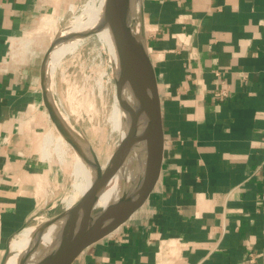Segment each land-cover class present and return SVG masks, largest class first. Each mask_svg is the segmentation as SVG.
Returning <instances> with one entry per match:
<instances>
[{"label":"crops","instance_id":"crops-1","mask_svg":"<svg viewBox=\"0 0 264 264\" xmlns=\"http://www.w3.org/2000/svg\"><path fill=\"white\" fill-rule=\"evenodd\" d=\"M67 1L0 0V264L67 173L40 80L41 23ZM140 7L166 133L160 174L69 264H264V0Z\"/></svg>","mask_w":264,"mask_h":264},{"label":"rangeland","instance_id":"rangeland-1","mask_svg":"<svg viewBox=\"0 0 264 264\" xmlns=\"http://www.w3.org/2000/svg\"><path fill=\"white\" fill-rule=\"evenodd\" d=\"M94 1L95 0H68L62 12L59 13V15L54 14L51 17L49 24L45 25L42 23L41 29L45 34V42L42 46V51L48 49L61 32L65 31L66 33L76 18L85 16V9L92 7ZM88 29L89 31H87L81 39L69 45L59 57L57 61L58 65L56 64L53 69V93L52 96H50L52 108L55 113L57 111L60 115H65L73 128L85 139L98 165L96 171L97 175L98 172L103 174L106 171H111L110 168H112L113 173L116 172L117 167L119 168V166L123 165L122 163L126 160L129 161L127 167L131 171L136 172L142 164L143 157L142 150L136 152L133 143L145 138L148 143V135L145 133L136 134L137 128H135L128 140L123 138L124 135L120 127L124 124L122 112L124 110L123 108H126V105L124 106V99L117 90L116 81L119 84V80L117 76L116 78L113 76L108 65L109 63L101 51L95 35L90 28ZM125 32L126 36L131 35L129 29H126ZM67 35H70V33ZM44 55H47V50L44 52ZM115 104L119 107L114 106ZM114 107H117L119 114H121L118 117V122H120L121 125H118V122L116 123L117 125H115V121L112 117ZM66 145L68 146L66 151L67 173L61 185L62 187L58 192V197L53 200L52 204L55 206L47 213H36L26 227V231L36 230L61 214H64L66 211H69L70 218L63 226V228H65L69 225L71 220L73 221L76 215L75 213L79 211L80 206L78 204L89 191L82 194V190L84 186H86V183L83 178L74 171L76 151L74 148H70L71 144L69 142H66ZM138 162L141 164L139 165ZM131 183L133 186L131 187L130 193L137 185V178L135 180L126 181L123 188L131 186ZM96 200L88 210L83 225L89 215L96 216V224L100 223L103 225L109 220L113 212L119 208V205L122 204L121 199H119V201L115 200L116 202L112 205V209L109 210L108 208H104L102 204H97L98 202ZM79 228L80 225L75 228L70 224L67 231L65 229L64 234L67 236L74 233L76 234ZM20 236L21 235L16 237L12 243L19 240ZM12 243L8 253L13 247ZM24 248H27L26 244ZM3 264H5V259ZM16 264H21V260L17 261Z\"/></svg>","mask_w":264,"mask_h":264},{"label":"bare ground","instance_id":"bare-ground-1","mask_svg":"<svg viewBox=\"0 0 264 264\" xmlns=\"http://www.w3.org/2000/svg\"><path fill=\"white\" fill-rule=\"evenodd\" d=\"M99 1L100 0H95L92 7L85 9L84 14L85 16H88H83L75 19L73 24H71L72 26L69 27L70 29L66 31V33H70V35H67L65 31L62 30L63 32L58 35L57 39L54 40L53 44L51 45V49H49L48 55L44 57V62L42 65V74L45 80V89L47 90L49 96H52L53 93V69L56 64L58 65L57 61L59 57L69 47L71 43L73 44L74 41L76 42L77 40L81 39V37H83L84 34L89 31L88 28L92 30V28H99V26L101 25ZM118 8L121 13V19L123 20L121 25L117 26V29H114L113 27H109V29L106 28V30L109 31L110 39L115 49L121 51L134 64H136L137 66L139 65V71H141V69H145L154 77L153 67L148 58L146 46L144 44L142 35V13L140 7V0H121ZM126 29H129L131 31V35L126 36ZM107 31L103 30L100 32V34L103 35L105 38H108L109 35ZM116 76L119 80V84L116 81L117 90L120 96H122V98L124 99V106L126 105V108L124 107L123 109L125 111L123 110L122 112V120H124L125 125H121L120 122H118V117L121 115L117 110V107L119 106H117L116 104L114 105L117 106L114 107L112 115L115 121V125H117V122L118 125H121L120 128L122 134L124 135L123 138L126 140L129 139L131 134L134 132L133 129L135 128H137L136 134L145 133L149 136V119L145 104L142 103V100H140L139 96L132 90L131 85H129V83L126 81V77L121 74L118 68L116 69ZM58 114L59 113H57V115ZM58 118L62 129H64L65 131L63 137L64 139L62 137L60 139L62 146L66 145V142H68L67 140H69L71 141V143H73V146L76 149L75 168H73L76 174L80 175L86 183V186H84L82 190V194H85L91 187L96 185L98 181V175L96 173L98 165L95 161V157L91 148L89 147L85 139L69 123L67 117L65 115L62 116L59 114ZM48 129H50V127ZM65 137L67 138V140ZM147 145L148 143L146 138L137 140L133 143L134 150L136 152L138 150H142L141 152L143 157L142 164L140 163V165L138 162L140 167L136 172L131 171L127 167L129 165L128 160L124 161L123 163L121 162L123 165L119 166V168L117 167V171L114 173L112 171V168H110L111 171H103V182L100 186L98 199L96 200L98 202L97 204H102L104 208H108L110 210L112 209V205L117 200L119 201V199H121L123 203V201L130 194L131 187L133 186L134 181L132 182L133 184L131 183V186L123 188L126 181L135 180L136 178L138 180L142 176V181L144 182V167L146 160ZM60 150L61 149H59V151ZM115 211L110 216L109 220L114 217ZM69 218V211H66L64 214H61L57 218L53 219L52 221H49L47 224L41 226L40 228H37L36 230H23V232H21L20 234L21 236L19 237V240L12 243L13 247L5 258V264H16L17 261L20 260L21 264H42L46 256L50 254H55L59 249H61L65 244H67L71 238L75 236V233L71 234L70 236L64 234L65 228H63V226L66 224ZM96 219V216L89 215L87 220L84 222L81 231H85L88 228L90 229L91 227H93L96 224ZM25 244L27 245L26 249L24 248Z\"/></svg>","mask_w":264,"mask_h":264},{"label":"water","instance_id":"water-1","mask_svg":"<svg viewBox=\"0 0 264 264\" xmlns=\"http://www.w3.org/2000/svg\"><path fill=\"white\" fill-rule=\"evenodd\" d=\"M120 1L121 0L99 1L101 25L99 28H92V33L95 35L100 49L109 63L108 65L113 76L116 78V69L118 68L121 74L126 77V81L131 85L132 90L139 96L142 103L146 106L149 119V136L144 167V182L142 187H140V184L137 181L136 187L123 203L119 205V208L115 211L114 217L111 220H108L103 225L97 223L90 229L81 231L88 210L99 196L103 177L102 174L98 172V181L96 185L91 187L84 199L80 201L78 204L80 206L78 213H75L76 215L73 218V221L71 220V222H69V225L71 224L73 227L80 225L79 231L55 254L46 256L42 264H69L84 249L112 234L143 205L153 190L160 174L164 150L166 147V133L161 100L156 82L152 74L145 69L139 71V65L137 66L121 51L115 49L110 39L109 31L106 30V28L109 29V27L117 29V26L122 23L121 13L118 8ZM103 30L108 32V38H105L100 34ZM45 56L46 55L43 56L40 66V80L44 98L46 99L45 85L43 82L44 77L42 74V65ZM46 102V107L56 129L64 137L65 131L62 129L52 105L47 99ZM67 141L76 151L73 143L69 140ZM69 225L65 227L66 231Z\"/></svg>","mask_w":264,"mask_h":264},{"label":"built area","instance_id":"built-area-1","mask_svg":"<svg viewBox=\"0 0 264 264\" xmlns=\"http://www.w3.org/2000/svg\"><path fill=\"white\" fill-rule=\"evenodd\" d=\"M50 16H53V15H50ZM50 20H51V17H48L46 20H44V21H42V23L43 24H45V25H47V24H49V22H50ZM41 23V24H42ZM41 27H42V25H41ZM54 42V41H53ZM51 47V46H50ZM48 48V49H46L47 50V55H48V52H49V49H51V48ZM30 48V47H29ZM35 50V49H34ZM45 50V51H46ZM44 51V52H45ZM44 52L43 53H40L41 55H42V59H43V56H44ZM31 53H32V51H31ZM34 53V52H33ZM39 52H37V54H38ZM220 93L222 94V95H224L225 94V92L224 91H220ZM249 257H250V260L251 261H253L254 260V256H253V254L252 253H249Z\"/></svg>","mask_w":264,"mask_h":264}]
</instances>
